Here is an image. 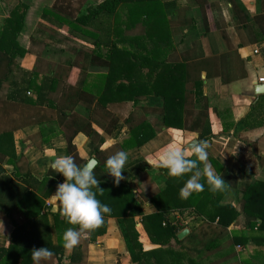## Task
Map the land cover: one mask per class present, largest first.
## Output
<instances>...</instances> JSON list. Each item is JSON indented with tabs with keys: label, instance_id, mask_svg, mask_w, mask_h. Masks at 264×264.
I'll return each mask as SVG.
<instances>
[{
	"label": "crops",
	"instance_id": "obj_1",
	"mask_svg": "<svg viewBox=\"0 0 264 264\" xmlns=\"http://www.w3.org/2000/svg\"><path fill=\"white\" fill-rule=\"evenodd\" d=\"M64 1L21 0L26 5V18L18 42L24 53L9 66H6L8 60L0 65V169L12 181H0V264H33L31 250L36 236L47 245L58 246L59 242L63 245V233L76 225L68 224L60 215L53 195L64 177L52 171L50 164L59 156H72L68 141H71L72 157L78 165L83 166L93 158L91 138L84 130L89 123L104 140V145L99 148V158L104 163L108 156L121 150L120 143L129 133L125 119L131 109L144 110L155 134L141 146L122 150L128 153V159L123 170L125 179L120 183L136 187L139 182L135 176L148 173L157 186H162L165 175L153 161L169 144L182 140L186 146L194 139L200 140L204 130L211 133L205 140L208 161L228 182L220 203L240 205L248 185L254 179L264 181V91L257 93L255 90L256 85H264L258 81L264 77V17L259 0H240L246 14L237 12L228 0H179L181 7L172 18L171 26L175 48L168 57L185 64L189 84L198 78L201 80L206 104L202 109L201 99L191 106L193 114L187 117L189 128L165 126L162 99L148 100L147 96L141 97L137 105L130 101L102 105L96 98L90 103L81 101L72 111H67V116H62L60 122L54 106L63 81L81 84L92 48L88 42L72 35L65 24L60 25L52 14L43 15V9H48L58 16L70 17L63 7ZM94 1L101 0H81L80 5L85 6L80 11ZM205 1L207 5L200 8L199 3L205 4ZM18 3V0H0V31L4 19ZM75 42H81L77 52L82 51L67 54L72 48L68 45ZM79 56L77 65L75 58ZM70 57L75 58L69 61ZM54 69L61 76L56 90L49 96L54 103L45 102L47 92L43 89L35 105L32 101L36 92L29 83L35 77L37 81L50 77ZM73 73L80 75V79L72 83L69 79ZM246 116L247 119L242 121ZM36 117L47 118L35 120ZM103 123L110 129L108 132L99 126ZM200 167L202 169L203 165ZM105 175L107 180L113 181L106 170ZM259 185L264 189L263 182ZM106 198L100 202L111 212L104 214L100 227L81 236L76 246L79 253L62 246L61 258L59 253L41 264H133L118 224L119 219L124 218L115 215L113 200ZM136 200L144 214L156 211L152 203L138 194ZM126 208L128 211L129 204ZM171 216L180 226L176 232L179 242L172 237L169 239L170 245L177 250L175 264L264 262V243L261 238L256 240L262 235L256 226L251 229L246 225L244 218L240 222L233 219L228 226H221L217 219L187 211H173ZM134 219L143 251L158 249L159 244L152 243L148 237L141 216L137 214ZM24 222L28 224L31 247L13 244L12 237L25 235L14 231ZM185 228L188 232L179 238L177 234ZM151 259L149 257L147 261L150 263Z\"/></svg>",
	"mask_w": 264,
	"mask_h": 264
},
{
	"label": "trees",
	"instance_id": "obj_2",
	"mask_svg": "<svg viewBox=\"0 0 264 264\" xmlns=\"http://www.w3.org/2000/svg\"><path fill=\"white\" fill-rule=\"evenodd\" d=\"M228 1L235 5L237 12L247 13L240 0ZM259 1L264 17V0ZM18 2L4 19L0 31V55L5 56L0 57V65L5 64L4 60H8L6 66H9L11 61L21 58L17 56H22L24 53L18 37L24 27L26 5L21 0ZM179 4H181L179 0H101L90 2L74 18L58 16L51 10L43 9V15L52 14L53 19L60 21V25L65 24L72 35L92 45L81 84L72 85L63 81V86L60 88V96L54 106L55 115L59 117L60 122L61 117H66L67 111H72L81 101L90 103L93 98H96L102 105L108 102L123 104L127 101L137 105L141 97L147 96L148 100L162 99V121L165 126L189 128L187 117L193 114L191 106L201 99L203 100L202 109H205L206 104L201 92V80L198 78L189 84L185 64L171 61L168 57L175 48L171 26L174 22L172 18L175 14L177 15L181 7ZM199 4L200 8L207 5L206 1L205 4ZM235 15L237 16L236 13ZM59 78H61L60 73L55 69L50 77H43L38 81L35 77L29 83L36 92V98L32 102L36 103L37 97L41 96L44 89V92H47L44 94L45 102L54 103L49 96L56 90ZM247 117L242 121H245ZM38 118L36 117L35 120H43L47 117ZM125 123L129 133L120 143L121 150L141 146L154 137L155 130L147 120L143 109H131ZM99 126L105 132L110 130L105 123ZM84 130L91 138V157L100 159L99 148L104 145L103 138L90 123ZM199 137L200 140H206L211 137V133L204 130ZM68 148L73 156L71 141H68ZM100 161L95 169V175L100 181L99 187L104 191L101 194L94 189L96 198L99 201H106V197L112 199L116 209L115 215L124 218L119 219L118 224L133 264H175L177 262L174 260L177 250L169 243L171 237L179 242L176 232L180 226L176 225V219L171 216L173 211H187L189 214L217 219L221 226H228L233 219L240 222L244 218L246 225L251 229L256 226L258 233L262 235L256 240L261 238L264 243V189L259 185L260 182L264 183L263 180L254 179L243 192L240 205L233 206L220 203L225 191L212 193L203 178L200 182L204 184V191L194 193L188 199H181L179 190L190 178L191 173L181 177H170L167 169L163 168H160L165 175L162 186H157L148 173L135 176L139 182L136 187L126 183L115 185L113 181L107 180L104 163L101 159ZM1 173H3L2 169H0ZM2 180L10 181V177L3 173L0 175V181ZM54 184L55 181L52 182V186ZM13 186H16L15 183ZM137 194L145 201L152 203L156 211L144 214L138 206ZM58 214L59 212L54 216ZM137 214L141 216V223L151 242L159 244L158 249L150 252L143 251L135 229L134 217ZM14 231L24 232L25 235L12 237L13 244L31 247L29 242L31 237L27 236L30 232L26 222L17 225ZM33 241L35 245L33 248L47 247L54 255L59 256L60 253V258L62 257L61 242L58 246L47 245L37 236ZM74 252L79 253V248L75 247ZM149 257H152L150 263L147 261ZM243 264H264V262L244 261Z\"/></svg>",
	"mask_w": 264,
	"mask_h": 264
},
{
	"label": "clouds",
	"instance_id": "obj_3",
	"mask_svg": "<svg viewBox=\"0 0 264 264\" xmlns=\"http://www.w3.org/2000/svg\"><path fill=\"white\" fill-rule=\"evenodd\" d=\"M185 147L188 148L187 151ZM207 148L208 143L205 140L194 139L186 146L181 140L169 144L153 161L157 168L167 169L170 177H181L191 173L190 178L179 190L181 199H188L192 194L204 191V184L200 182L202 178L206 180L212 193L227 190L228 182L222 179L221 174L208 161ZM127 159L128 153L120 150L108 156L104 162L106 172L113 178L115 185H119L120 181L125 179L123 170ZM98 164L99 161L93 157L81 166L71 155L59 156L50 164L52 171L64 177V181L57 185L53 195L58 202L60 215L68 224L78 226L69 227L62 235L63 247L67 250L74 249L82 235L100 227L104 214L111 212L107 205L101 204L96 198L94 191L98 190L101 194L104 191L99 187L100 181L95 175ZM53 255L54 253L47 247L31 250L33 264L49 261Z\"/></svg>",
	"mask_w": 264,
	"mask_h": 264
},
{
	"label": "rangeland",
	"instance_id": "obj_4",
	"mask_svg": "<svg viewBox=\"0 0 264 264\" xmlns=\"http://www.w3.org/2000/svg\"><path fill=\"white\" fill-rule=\"evenodd\" d=\"M80 1L81 0H65L64 2H65V6H63L65 9H66V11H67V13H68V15H70V17L71 18H74L79 12H80V8L83 6H85V4H81L80 5ZM78 44L80 45L81 44V42H75V44L73 43V45H68V46H71L72 48H69V50H68V53L67 54H70V53H73V54H75V53H80L82 50H79L78 52H77V49H78ZM80 48V47H79ZM84 48V50L85 51H89L88 49L89 48H87V47H83ZM70 52V53H69ZM76 56V55H75ZM80 57L81 56H79V57H70V59H69V61H71L73 58H75V62H76V64L78 65V61L80 60ZM68 61V62H69ZM78 74H80V72L78 73ZM81 75H83V72L81 73ZM80 79V75H74V73H73V75L70 77V79H69V82H76V81H78ZM138 113H141V111H137Z\"/></svg>",
	"mask_w": 264,
	"mask_h": 264
},
{
	"label": "water",
	"instance_id": "obj_5",
	"mask_svg": "<svg viewBox=\"0 0 264 264\" xmlns=\"http://www.w3.org/2000/svg\"><path fill=\"white\" fill-rule=\"evenodd\" d=\"M255 90H256L257 93H262L264 91V85H262V84L261 85H256ZM187 232H188V229L185 228V229L181 230L177 234V236L179 238H182Z\"/></svg>",
	"mask_w": 264,
	"mask_h": 264
},
{
	"label": "built area",
	"instance_id": "obj_6",
	"mask_svg": "<svg viewBox=\"0 0 264 264\" xmlns=\"http://www.w3.org/2000/svg\"><path fill=\"white\" fill-rule=\"evenodd\" d=\"M254 52L256 53L257 50H254ZM258 81L264 83V77H260V78H258Z\"/></svg>",
	"mask_w": 264,
	"mask_h": 264
}]
</instances>
